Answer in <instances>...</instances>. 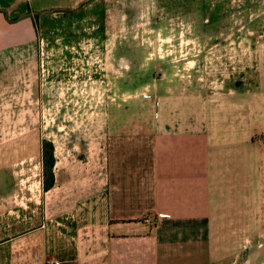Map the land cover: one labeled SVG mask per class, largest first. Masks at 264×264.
<instances>
[{
	"label": "crops",
	"instance_id": "0c3cea01",
	"mask_svg": "<svg viewBox=\"0 0 264 264\" xmlns=\"http://www.w3.org/2000/svg\"><path fill=\"white\" fill-rule=\"evenodd\" d=\"M117 1L0 0L2 83L38 109L37 131L0 147V264H264V50L252 87L207 92L155 53L107 69L100 29ZM122 1L138 2L126 25H150L143 0ZM91 29L103 57L91 81L44 73V49L69 60Z\"/></svg>",
	"mask_w": 264,
	"mask_h": 264
},
{
	"label": "rangeland",
	"instance_id": "374dc122",
	"mask_svg": "<svg viewBox=\"0 0 264 264\" xmlns=\"http://www.w3.org/2000/svg\"><path fill=\"white\" fill-rule=\"evenodd\" d=\"M143 4L147 5L148 12L144 11L142 17L150 20L145 28L129 27L125 22L124 16L132 14L138 2L118 0L121 10L117 21L109 20L110 12H106L100 38L106 43L104 66L107 69L134 68L140 60L146 65L154 64L156 59H146L144 55L155 53L163 54L171 65L196 69L197 79L207 92L224 80H230L233 87L256 84V56L264 50V0H143ZM92 31L90 43L74 45L75 53L69 60L61 53L62 45L52 46L48 53L44 49L40 55L44 73L58 72L68 79L87 80L89 76L91 81L94 77L85 74L86 67L103 68V61L99 60L103 58L101 50L93 44ZM82 52L89 59L86 62ZM30 54L35 59V50ZM17 78L18 75L11 77ZM109 78L113 82V77H105L107 84ZM7 85L8 82L3 85L0 75V147H16L20 132L37 131L33 116L38 109L32 108V90L19 91L12 82ZM19 176L27 175L22 171Z\"/></svg>",
	"mask_w": 264,
	"mask_h": 264
},
{
	"label": "trees",
	"instance_id": "16d2710c",
	"mask_svg": "<svg viewBox=\"0 0 264 264\" xmlns=\"http://www.w3.org/2000/svg\"><path fill=\"white\" fill-rule=\"evenodd\" d=\"M42 154L45 187H48L53 181L52 166L54 163V156L52 144L47 140H43L42 142Z\"/></svg>",
	"mask_w": 264,
	"mask_h": 264
},
{
	"label": "built area",
	"instance_id": "2783aa9c",
	"mask_svg": "<svg viewBox=\"0 0 264 264\" xmlns=\"http://www.w3.org/2000/svg\"><path fill=\"white\" fill-rule=\"evenodd\" d=\"M44 264H61V263L57 260H47Z\"/></svg>",
	"mask_w": 264,
	"mask_h": 264
}]
</instances>
